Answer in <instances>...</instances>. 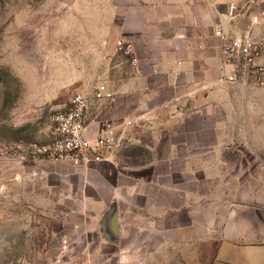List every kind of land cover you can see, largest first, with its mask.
<instances>
[{"label":"crops","instance_id":"obj_1","mask_svg":"<svg viewBox=\"0 0 264 264\" xmlns=\"http://www.w3.org/2000/svg\"><path fill=\"white\" fill-rule=\"evenodd\" d=\"M79 3L95 15L78 23L73 90L106 82L116 92L110 105L92 103L90 127L97 118L141 126L90 169L35 163V188L66 190L65 211L47 213L65 231L60 249L81 252L64 264H264L262 91L221 81L225 0L67 5ZM120 39L140 74L117 53ZM57 172L69 173L52 180Z\"/></svg>","mask_w":264,"mask_h":264},{"label":"rangeland","instance_id":"obj_2","mask_svg":"<svg viewBox=\"0 0 264 264\" xmlns=\"http://www.w3.org/2000/svg\"><path fill=\"white\" fill-rule=\"evenodd\" d=\"M94 15L85 3L0 0V264H64L81 254L60 249L65 231L47 216L65 211L58 201L66 190L59 186L47 195V189L35 188V162L26 156L32 145L54 138L51 116L81 91L71 85V74L80 69L74 42H79V20ZM260 89L256 125L264 147ZM58 173L51 179L69 172Z\"/></svg>","mask_w":264,"mask_h":264},{"label":"built area","instance_id":"obj_3","mask_svg":"<svg viewBox=\"0 0 264 264\" xmlns=\"http://www.w3.org/2000/svg\"><path fill=\"white\" fill-rule=\"evenodd\" d=\"M225 3L224 23L215 29L221 41V81L244 89L264 88V0H225ZM115 48L140 74V59L134 46L120 39ZM115 97L116 92L106 82L95 84L90 94L75 92L68 107L51 116L54 138L32 145L26 158L76 169H90L110 161L122 148L126 131L141 126L133 118L122 124L97 118L96 128L90 127L88 114L92 103L110 105Z\"/></svg>","mask_w":264,"mask_h":264},{"label":"water","instance_id":"obj_4","mask_svg":"<svg viewBox=\"0 0 264 264\" xmlns=\"http://www.w3.org/2000/svg\"><path fill=\"white\" fill-rule=\"evenodd\" d=\"M65 4H71L73 0H62Z\"/></svg>","mask_w":264,"mask_h":264}]
</instances>
